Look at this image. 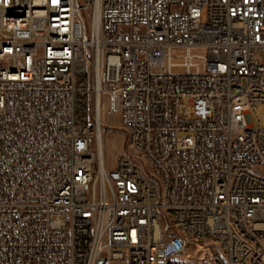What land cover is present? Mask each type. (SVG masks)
<instances>
[{"label":"built area","instance_id":"1","mask_svg":"<svg viewBox=\"0 0 264 264\" xmlns=\"http://www.w3.org/2000/svg\"><path fill=\"white\" fill-rule=\"evenodd\" d=\"M259 106L264 0H0V264H264Z\"/></svg>","mask_w":264,"mask_h":264},{"label":"rangeland","instance_id":"2","mask_svg":"<svg viewBox=\"0 0 264 264\" xmlns=\"http://www.w3.org/2000/svg\"><path fill=\"white\" fill-rule=\"evenodd\" d=\"M191 106L189 105L188 99H181L179 104V115L184 117L190 114ZM253 119L255 124L260 125L264 128V107H257L253 110ZM104 159L107 165L112 168L116 160L123 154L134 153V149L128 146L127 135L119 126H115L111 131L104 137Z\"/></svg>","mask_w":264,"mask_h":264},{"label":"bare ground","instance_id":"3","mask_svg":"<svg viewBox=\"0 0 264 264\" xmlns=\"http://www.w3.org/2000/svg\"><path fill=\"white\" fill-rule=\"evenodd\" d=\"M101 133V128L98 126V134ZM96 144L98 145L99 151H100V159L101 161L104 160V142L101 138H98L96 141Z\"/></svg>","mask_w":264,"mask_h":264}]
</instances>
